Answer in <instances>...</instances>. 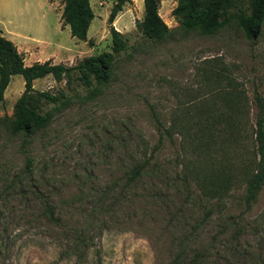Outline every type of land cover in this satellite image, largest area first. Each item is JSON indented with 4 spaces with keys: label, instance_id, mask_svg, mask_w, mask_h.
Here are the masks:
<instances>
[{
    "label": "rangeland",
    "instance_id": "rangeland-1",
    "mask_svg": "<svg viewBox=\"0 0 264 264\" xmlns=\"http://www.w3.org/2000/svg\"><path fill=\"white\" fill-rule=\"evenodd\" d=\"M47 1L60 10L62 0ZM47 1L0 0V34L38 48L19 52L24 65L55 50L73 54L47 58L66 66L111 51L107 15L114 0H88L93 18L84 41L70 36ZM174 5L159 0L170 30L160 41L135 26L142 0L121 6L111 25L129 48L91 98L74 78L33 80L34 90L62 92L67 101L29 137L11 130L23 81L10 77L0 102V264H264V182L250 203L243 200L252 98H264V19L252 40L234 19L204 35L183 31ZM205 114L217 119L209 130L196 124ZM153 116L170 126L172 139L157 144ZM143 157L158 172L137 183L135 196L127 191L113 203L104 197L116 195L114 183ZM29 176L56 206L59 223L40 214L32 195L18 196L14 181ZM208 179L216 192L207 200L200 186L208 192Z\"/></svg>",
    "mask_w": 264,
    "mask_h": 264
},
{
    "label": "trees",
    "instance_id": "trees-1",
    "mask_svg": "<svg viewBox=\"0 0 264 264\" xmlns=\"http://www.w3.org/2000/svg\"><path fill=\"white\" fill-rule=\"evenodd\" d=\"M127 1L129 0H114L107 15L111 51L84 57L74 65L66 66L62 63H51L48 60L24 65L23 58L14 44L0 34V102L12 75H20L23 81V90L14 103L12 118L10 119L13 132L21 133L24 137L31 136L48 124L51 110H58L67 101L62 92L52 94L48 91L34 90L32 87L33 80L50 75L55 81L64 78L68 83L71 78H74L86 89L85 98H91L95 94L97 85H105L110 80L115 57L129 48L127 38L111 25L121 6ZM235 1L175 0L171 12L179 27L185 32L197 30L201 34L211 35L234 19L244 36L252 40L258 35L260 24L264 19V0H246L244 8L236 6ZM158 5L159 0H142V16L139 21L135 22V26L141 35L152 41L163 40L170 34L169 28L158 14ZM231 8L233 10H230ZM92 18L93 13L88 0H62L60 19L63 24L68 26L71 37L84 41ZM252 100L256 111L252 131L253 138L250 140L252 160L248 164V177L243 198L246 204L253 200L264 182V98L254 92ZM48 104L51 106L47 108ZM231 107L233 108V103H230ZM152 119L155 122L157 144L159 145L165 137L172 139L170 126L165 127L157 116H153ZM216 120V118H210L205 114L198 119L196 124L205 130H209ZM156 147L157 145L154 146V148ZM140 159L125 171L119 182L114 183L115 186L120 184L116 190V195L109 193L104 197L109 198L112 203L121 200L127 191L134 192L137 183L143 177L155 174L157 168L153 165L149 166L148 157ZM26 161V165L31 163L29 158ZM207 181L211 183L209 191L204 192L203 186H200L202 188L200 192L203 195L208 194L206 196L208 200L215 195L214 186L216 184L214 185L210 179ZM221 183L225 184V181H221ZM14 184L17 186L16 190L20 198L32 195L37 201L40 214L50 223H59L60 217L55 210L56 206L47 201V195L39 190L38 185L33 183L30 176L26 181L18 178ZM133 194L135 192L132 193V197L135 196ZM95 202L92 205V212L97 207Z\"/></svg>",
    "mask_w": 264,
    "mask_h": 264
},
{
    "label": "crops",
    "instance_id": "crops-1",
    "mask_svg": "<svg viewBox=\"0 0 264 264\" xmlns=\"http://www.w3.org/2000/svg\"><path fill=\"white\" fill-rule=\"evenodd\" d=\"M47 1V0H46ZM47 3H48V1H47ZM26 3L23 1L22 2V8L20 7V9L21 10H25L26 9V5H25ZM48 6L50 7V9L54 12V13H56V15L58 14L59 15V19H58V23L61 21V19H60V11H61V8H60V10H58V11H54L53 9H52V7H51V5L48 3ZM61 24V23H60ZM61 25H63V23L61 24ZM42 26V25H41ZM73 38V37H72ZM9 40L15 45V47H16V50L18 51V52H21V53H24V55H26V53H28V52H30L31 50H33V52L34 51H37L38 50V48L37 47H34V48H32V47H30V48H27V47H22V46H17L16 44H15V42L13 41V38L12 39H10L9 38ZM41 51H39V53H40ZM71 55H73V54H71ZM71 55H68V54H66V53H64V52H62V51H59V50H55L54 52H52V53H48L47 54V56H45V58H43V59H41V60H39V62H41V61H43L44 59H46L47 60V58L49 59H52V61H55L56 60V58H62V57H64V58H70V56Z\"/></svg>",
    "mask_w": 264,
    "mask_h": 264
}]
</instances>
